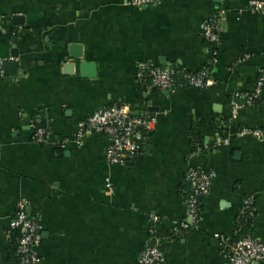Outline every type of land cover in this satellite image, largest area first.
<instances>
[{"label":"crops","instance_id":"1","mask_svg":"<svg viewBox=\"0 0 264 264\" xmlns=\"http://www.w3.org/2000/svg\"><path fill=\"white\" fill-rule=\"evenodd\" d=\"M249 2L0 0V264H21L10 232L21 201L42 225L37 264H139L154 231L160 264H228L219 237L243 234L246 200L248 233L264 243V91L233 115L236 94L252 92L264 72V13ZM214 15L216 45L201 36ZM74 46L82 57L68 74ZM11 61L17 76L4 73ZM140 64L173 67L181 80L209 68L210 86L160 90L138 78ZM115 105L150 126L127 167L107 162L103 134L76 142L84 121ZM39 124L44 144L33 140ZM191 168L215 178L201 221L186 230Z\"/></svg>","mask_w":264,"mask_h":264},{"label":"built area","instance_id":"2","mask_svg":"<svg viewBox=\"0 0 264 264\" xmlns=\"http://www.w3.org/2000/svg\"><path fill=\"white\" fill-rule=\"evenodd\" d=\"M157 0H129L130 4L137 7H144L155 4ZM248 10L252 13H264V0H250ZM221 18L214 15L201 25V36L211 44H218ZM137 76L141 81L148 82L152 87L160 90H169L180 81L178 72L173 67H157L153 64H140ZM210 70L205 68L196 73H188L184 76L183 82L189 87L205 89L210 86ZM264 91V72L259 78L257 85L252 92L237 93L233 103V115L237 114L244 105H253L255 99L262 96ZM150 130L149 122L145 117L134 116L127 105H115L102 108L93 113L84 121L76 135V142L86 133H100L109 139L106 149V159L109 164L123 167L129 166L138 156L140 151V139L144 131ZM48 138V130L39 128L33 136L38 144H44ZM227 143V140H219ZM69 141L59 143L65 148ZM187 181L191 184V194L186 199L187 219L182 221V229H189L197 226L201 221L202 199L211 189L215 173L191 168L186 174ZM251 201H245V208L251 209ZM250 213H253L251 211ZM153 222H158L153 217ZM11 231L19 232L16 246V254L21 264H37L39 256L37 247L41 242L42 225L39 219L31 214L29 205L21 201L18 211L10 224ZM217 237H219L217 235ZM221 244L227 247L228 264H255L264 262V243L253 236H246L230 243L229 240L219 237ZM163 242L155 234L147 243L139 257V264H160L164 261Z\"/></svg>","mask_w":264,"mask_h":264},{"label":"water","instance_id":"3","mask_svg":"<svg viewBox=\"0 0 264 264\" xmlns=\"http://www.w3.org/2000/svg\"><path fill=\"white\" fill-rule=\"evenodd\" d=\"M17 50H14V57H17ZM82 57V51L78 46H74L71 48V51L69 53V56L67 57V62L64 64V72L68 74H74L76 72V63L75 59H79ZM72 60V62L70 61ZM87 63L83 62L81 64V70H84ZM4 73L8 76H17L19 74V64L17 62L11 61L6 62L4 64ZM260 264V263H255Z\"/></svg>","mask_w":264,"mask_h":264},{"label":"trees","instance_id":"4","mask_svg":"<svg viewBox=\"0 0 264 264\" xmlns=\"http://www.w3.org/2000/svg\"><path fill=\"white\" fill-rule=\"evenodd\" d=\"M179 81L183 82L184 80L179 79ZM261 99H262V96L258 99H255L253 104L258 103ZM39 127L43 128L44 126L39 124ZM190 187H191V184H190ZM190 194H191V191H190ZM190 194L188 196H190ZM250 206H251V209H247V208L244 209V214H243V217L241 218V225H242L243 234L240 237L234 239L233 241L229 240L230 243H233V242L237 241L238 239L246 237V236H253L251 233H248L249 224H250V222H252L253 217H254V207H253L252 202H251ZM251 211H253V213H250ZM33 216H35V215H33ZM10 232L14 236V238H17V241H18V237L20 235L19 232H16V231H10ZM163 248L165 249V246H163Z\"/></svg>","mask_w":264,"mask_h":264}]
</instances>
